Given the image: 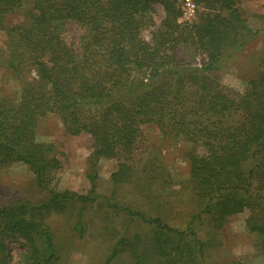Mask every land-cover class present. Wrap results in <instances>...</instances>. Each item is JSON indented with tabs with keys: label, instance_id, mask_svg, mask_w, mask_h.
I'll return each mask as SVG.
<instances>
[{
	"label": "trees",
	"instance_id": "16d2710c",
	"mask_svg": "<svg viewBox=\"0 0 264 264\" xmlns=\"http://www.w3.org/2000/svg\"><path fill=\"white\" fill-rule=\"evenodd\" d=\"M193 1L200 10L188 21L181 19L182 0H0V66L20 86L15 95L0 91V170L28 165L42 193L37 201H0V264H12V241L24 246L15 264H65L49 218H74L82 237L91 210L126 220L123 230L101 222L113 239L102 264L124 253L132 264H211L198 225L208 220L219 228L246 209L264 264V51L244 90L215 75L264 31V11L255 28L237 0ZM17 12L21 19L8 23ZM69 22L80 29L77 45L65 38ZM148 27L151 41L142 36ZM49 114L63 131L39 141V122ZM146 123L190 145L184 189L194 207L183 226L170 223L179 190L153 153ZM81 134L91 141L90 187L60 189L67 163L58 143ZM102 159L116 161L114 188L130 184L142 203L100 192ZM134 223L146 232L130 234Z\"/></svg>",
	"mask_w": 264,
	"mask_h": 264
},
{
	"label": "rangeland",
	"instance_id": "374dc122",
	"mask_svg": "<svg viewBox=\"0 0 264 264\" xmlns=\"http://www.w3.org/2000/svg\"><path fill=\"white\" fill-rule=\"evenodd\" d=\"M238 6L244 11L249 24L255 28L260 26L259 15L264 11V0H237ZM155 20L159 22L164 13L161 5H157ZM200 7L197 6V11ZM196 13V18H197ZM192 19L191 21L195 20ZM20 18V13L8 16V23H14ZM152 27L142 31V36L151 41ZM65 38L68 43L77 45L80 29L77 25L69 22L65 28ZM6 36L0 30V48L5 46ZM264 51V31H261L253 41H251L242 51L236 53L215 74L218 79L239 90H244L248 78L255 74L256 61ZM200 60V57L197 58ZM35 73L33 72V75ZM19 83L14 79L9 71L0 66V91L11 95L19 93ZM143 130L153 149V153L163 162L168 169L167 177L172 189L179 190L178 196L174 199L170 212V223L182 225L183 220L191 213L194 207L193 201L185 188L189 178L188 164L185 161V152L190 145L184 142L175 144L160 132L154 123L142 125ZM63 131L60 118L55 114H49L42 118L37 128V139L48 142L53 140ZM57 138V137H56ZM55 138V139H56ZM59 149L65 153L66 168L60 175L58 186L60 189H71L86 192L90 187L86 177L88 171L87 158L91 152V141L86 134L66 138L63 143H58ZM98 188L100 192L112 195L116 194L121 202L130 203L132 201L143 202L139 195L133 192L131 185L114 188L110 180V174L116 169L115 159H102L98 166ZM42 198V193L36 187L34 176L28 165L16 162L0 170V201H13L28 199L37 201ZM102 211V212H101ZM91 210L86 213V232L79 237L74 230V218L53 215L49 218V223L55 230L59 247L61 248L65 264H102L106 255V247L113 239L110 233L107 235L103 230L106 221L107 225L123 230L122 223L126 222L123 214ZM250 210L237 214L235 218L229 219L219 228H214L211 222L204 220L198 225L199 231L209 241V246L205 250L206 262L211 264H259L263 256L258 252L257 237L247 227L246 220L250 215ZM141 231L145 233L140 224L134 223L130 228V234ZM24 246L17 241L9 243V251L12 256V264L19 258ZM127 253L116 258L112 264H132Z\"/></svg>",
	"mask_w": 264,
	"mask_h": 264
},
{
	"label": "built area",
	"instance_id": "2783aa9c",
	"mask_svg": "<svg viewBox=\"0 0 264 264\" xmlns=\"http://www.w3.org/2000/svg\"><path fill=\"white\" fill-rule=\"evenodd\" d=\"M182 10L181 19L191 21L196 17L197 5L193 0H182Z\"/></svg>",
	"mask_w": 264,
	"mask_h": 264
}]
</instances>
